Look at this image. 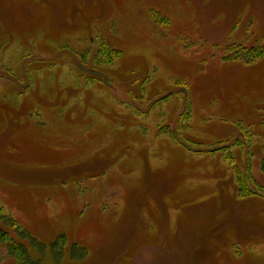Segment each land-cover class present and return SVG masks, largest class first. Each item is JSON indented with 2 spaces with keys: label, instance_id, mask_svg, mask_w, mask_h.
<instances>
[{
  "label": "rangeland",
  "instance_id": "rangeland-1",
  "mask_svg": "<svg viewBox=\"0 0 264 264\" xmlns=\"http://www.w3.org/2000/svg\"><path fill=\"white\" fill-rule=\"evenodd\" d=\"M263 47L264 0H0L2 214L44 264H264Z\"/></svg>",
  "mask_w": 264,
  "mask_h": 264
},
{
  "label": "trees",
  "instance_id": "trees-1",
  "mask_svg": "<svg viewBox=\"0 0 264 264\" xmlns=\"http://www.w3.org/2000/svg\"><path fill=\"white\" fill-rule=\"evenodd\" d=\"M264 55V47L253 49V53L238 58H246V61L248 62H254L257 58ZM247 189V184H245ZM251 192V191H250ZM252 194H255L251 192ZM0 220L3 221L5 224L11 225L16 229V233L18 237H20L22 240L28 239L29 244L37 249L40 253L39 257H34L31 255L28 246L22 242L17 241L13 235L5 230L4 228H0V248L2 246H6L9 254L16 258L18 264H44L43 258L45 257V253L50 249L51 254L55 257L56 261H60V259L64 255L65 251V245L67 243V236L62 234L58 236L55 241H53L50 246L47 244L39 241L37 238L33 237L28 230L23 229L17 224V221L6 214H2V211L0 210ZM86 254V249L80 245L79 243H73L71 246V256L76 258H82Z\"/></svg>",
  "mask_w": 264,
  "mask_h": 264
},
{
  "label": "flooded vegetation",
  "instance_id": "flooded-vegetation-1",
  "mask_svg": "<svg viewBox=\"0 0 264 264\" xmlns=\"http://www.w3.org/2000/svg\"><path fill=\"white\" fill-rule=\"evenodd\" d=\"M93 74L103 77L106 80L107 83V76L104 73H101L99 71H91Z\"/></svg>",
  "mask_w": 264,
  "mask_h": 264
},
{
  "label": "water",
  "instance_id": "water-1",
  "mask_svg": "<svg viewBox=\"0 0 264 264\" xmlns=\"http://www.w3.org/2000/svg\"><path fill=\"white\" fill-rule=\"evenodd\" d=\"M245 181H246L247 186L250 187V182L248 181L247 178L245 179ZM251 191H252L253 193H255V194H258V193H259L258 191L254 190V189H251Z\"/></svg>",
  "mask_w": 264,
  "mask_h": 264
}]
</instances>
